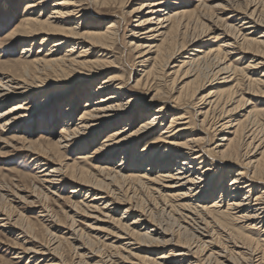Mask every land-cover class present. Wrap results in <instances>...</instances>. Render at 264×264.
<instances>
[{
  "label": "bare ground",
  "instance_id": "obj_1",
  "mask_svg": "<svg viewBox=\"0 0 264 264\" xmlns=\"http://www.w3.org/2000/svg\"><path fill=\"white\" fill-rule=\"evenodd\" d=\"M182 1L143 0L131 11L136 18L129 31L135 41L130 44L134 65L145 69L137 70L140 78L130 89H144L147 80L155 77L157 60L175 41L179 46L167 55L165 76L172 74L173 83L183 74L180 85L185 75L194 74L195 67L215 61L208 85L212 91L193 102L195 93L187 91L193 79L176 86L173 96L159 89L147 103L139 104L137 95L128 94L124 76L110 72L118 68L109 60L112 56L107 57L116 38V23H109L105 30L94 26L98 24L84 25L85 10L78 0H55L50 10V0H25L21 21L6 35V41L23 46L13 64L16 68L0 72V146L8 148L10 154L31 157L35 179L46 192L44 201H48V194L56 196L62 186L71 190L68 210H61L62 219L50 206H39L34 195L27 194L34 198L28 203V197L11 195L18 204L40 209L37 218L46 235L42 241L32 225H23L20 215L13 218L0 211V233L15 236L8 248L14 251L15 262L264 264V135L258 138L250 125L264 119V109L246 111L250 102L245 99L264 89V22L260 17L264 6L260 9L246 3L241 11L220 6L225 18L206 17L210 25L205 34L211 27L219 31L207 34V43L220 41L213 47L203 42L205 34L189 33L188 37L187 33L202 12L219 8L214 4L224 0H190L196 3L193 10L184 9ZM100 2V7L108 6L105 0ZM235 18L238 22L230 24ZM38 41L40 48L34 53ZM192 47L196 48L193 53L185 52ZM93 53L96 57L91 59ZM246 56H250L246 64L233 65L234 58L244 60ZM108 72L95 89L85 84ZM256 72H260L259 77L252 78ZM238 87H246V91L240 89L239 99L234 101L233 91ZM46 93L43 102L34 103ZM63 97L70 104L60 119L62 128L55 140L47 145L30 141L31 124L26 125L27 137L4 138L15 127L31 123L32 116L51 102L62 104ZM231 101L236 107L226 110ZM218 108L221 115L212 120L211 112ZM122 124L126 127L118 128ZM38 125V129L52 127ZM202 126L219 143L212 144L213 138ZM143 139L151 143L141 149L138 146ZM78 146L82 151L95 146L92 155L82 152L85 156L76 159L92 158L96 165L80 168L66 162L64 155ZM136 192L146 196L152 207L138 208L132 200ZM155 212L171 220L176 230L169 228L166 220L153 219ZM226 225L233 226V232L226 230ZM180 230L190 231L194 242L181 241L176 235ZM215 233L224 238L226 247L216 242ZM64 253L72 257L66 259Z\"/></svg>",
  "mask_w": 264,
  "mask_h": 264
},
{
  "label": "rangeland",
  "instance_id": "obj_2",
  "mask_svg": "<svg viewBox=\"0 0 264 264\" xmlns=\"http://www.w3.org/2000/svg\"><path fill=\"white\" fill-rule=\"evenodd\" d=\"M78 1H80V3L82 4V8L85 10V15L83 17L84 25H85V23H86V26L98 24V25H94V26H97L98 28L105 30V28L107 27V25L109 23H116L117 28L115 29V31L117 34H116V36H114L116 38H114L115 41L112 42L110 49H108L110 51V54L107 57L112 56L109 60L114 61L115 65H117V67H118L117 69H113L110 72L121 73L124 76V79L127 80V85H128V89H129L128 94L137 95L136 97H138V99H140L139 104L140 103H142V104L147 103L151 99L155 90H159V89H161V91H163V92H166L168 96H173V90L175 89L176 86L179 85V80H181L180 78L183 76V74H181L179 77V74H178L176 80L173 83H171L172 79L174 77L172 74L165 76V73L167 71L165 69V65L167 63V55H169L172 51H176L178 49V46H179L178 44H175V41L172 42V44H171L172 47H170V49L168 51H166L162 54L159 61L157 60V62H156L157 67L155 66L156 68L154 69V70H156L155 71L156 73L153 72V74H155V77H150L147 80V84L144 87V89H142V88L139 90H136L135 88H133L132 90L130 89V87H133V85L135 84V81L140 78L139 76H137V74H140L141 72L139 73L137 70H144L145 69V68L134 65L136 62L135 53L133 52V45L130 46V44L134 43L135 41L133 39H131V37H129V31L134 26V24H135L134 21L136 19L134 16H132L131 11L133 9L139 7L141 5V3H143V0H105L106 3L108 2L107 3L108 6H105V7L104 6L100 7L101 6L100 5L101 0H99V2H95V0H89L91 2V4L87 0H78ZM5 2H7L9 5L6 6ZM54 2H55V0H50V2L48 3V8H47L48 10H50V6ZM120 3H122V4H120ZM250 3L260 6V9H262V7L264 6V4H263L264 0H260V1H258V0H227V1H225L224 0L222 2L221 1L218 2V4H214V5H218L219 8L214 7V8H212V10L210 9L209 12H207L208 10H206L205 12H202L203 16L201 13L202 17L199 16L200 18L198 17L195 20V23H197V24H194V25L196 27L194 28L193 27L194 25L192 24L191 25L192 28H190L188 30L187 36L189 37L191 34H193L191 36H196L197 34H200L198 36H202L203 34H205L207 32L208 26L210 25L209 22L206 21V17H207V20H213L217 16L225 18L226 17L224 15L225 13H223L224 11L222 12V10H223L222 8H224V6H229L235 10L241 11L244 9V7L246 5H248ZM182 4H183L184 9H187V10H193L194 7L196 6V3H194L193 1L190 2V0L189 1L183 0ZM24 5H25V0H0V63H3L5 65L4 68L2 66H0V72H2L3 69L4 70L6 69L7 71H11V69H13L14 67L16 68V66H14L13 64L18 60V57L21 53V48H22L23 44H19V43H15V42L11 43V42L6 41V35H8L11 32V30L15 27L14 25H17L21 21L20 15L24 9ZM208 13H209V15H208ZM208 16H210V17L213 16L214 18L213 17L210 18ZM260 17H261V20L264 22V18H263L264 17V11L261 13ZM236 22H238V20L235 18V19H233L232 22H230V24H235ZM73 25H75V22ZM211 29L212 30H210L209 33H207L209 36L213 35V33H219V31H217V29H214V27H211ZM193 31H195V32H193ZM189 33H190V35H189ZM195 33H197V34L195 35ZM207 34H205L206 37H202L203 42L206 44L209 43V42L207 43V41H206L208 39ZM257 35H259V34H257ZM217 42L218 43H209L208 45L211 44V46L217 47V45L219 46L220 41L218 40ZM176 43H179V40ZM195 47H198V46H195ZM39 48L40 47H39V41H38L33 46V52L34 53L37 52V50ZM45 49H49V45L45 46L44 50ZM173 49H176V50H173ZM193 49H196V48H193V47L187 48L185 52L189 53V54L193 53L191 51ZM153 56L154 55H152V57ZM182 56H188V55H182ZM95 57H96V54L93 53L91 59H94ZM249 57L250 56H246V58L244 60H242V59L236 60V58H234V60H232L233 65L235 64V66L241 67L242 65H244L248 62ZM179 58H181V57H179ZM177 60H180V59H177ZM209 62L210 63L206 62L205 64H200L197 67H195L193 70L194 74L192 73L194 76L192 77V74L191 75L190 74L185 75L186 77H184V78H186V79H184V81H182L183 83L179 85V86H181V85L187 83L188 81L190 82L191 80L194 79L193 81H191L193 83L192 84L190 83V85H192V86H189L187 89L189 95H192L195 93L193 102H197L199 99L204 98L205 96H207L212 91V87L211 86L209 87L208 85H209L210 81L212 80V76L214 73V67L213 66L215 65V63H214L215 61H209ZM174 65H176V64L175 63L172 64L171 67H173ZM7 66H9V68H6ZM149 67H148V69H149ZM196 68H198V69H196ZM110 72L99 76L96 80H90V81L86 82L85 84H87V85L92 84V86L94 85L93 88L95 89V87H96L95 85L100 83L102 81V78H104ZM167 73H172V71H168ZM259 75H260V72H256V75L254 74V76H252V78H258ZM188 76H190V77H188ZM143 80H145V79H143ZM143 83H145V81ZM80 88L81 87H78V89H76L75 91L79 90ZM189 88H191V89H189ZM243 88L246 91V87H243ZM243 88L238 87L237 90L235 89L233 91L234 92L233 96H235L234 101L239 99L236 96H238L242 92L241 90H243ZM87 91L90 92L89 89L86 90V92ZM262 92H264V89L258 90L255 93L256 96H252V97H249L247 95L245 96L246 97L245 99H248L250 102V106L247 108L246 111H257L258 112V111L264 109V97L262 95L263 94ZM46 95H47V93L44 95H39L35 99L34 103L39 104V103L43 102L44 99L46 98ZM67 97L69 98V96H67ZM67 97H63L62 100H64V101H62L63 102L62 104L54 105V104H51L52 103L51 102L50 104H48L47 108L44 111H40V112H38L32 116L31 123L28 122V123H25L24 125H20L19 127L17 126L18 129L15 127V129H13V131L11 133L5 135L4 138L9 139L12 136H17V135H19L20 137L22 135L24 137H27L26 133L28 132V128H26V125L31 124V126L33 127L31 130V133L32 132L33 133L28 135V139H30V141L40 140V143H42L43 145H47V143L50 142L51 140L52 141L55 140L57 138V132L59 133L61 128H62L61 123H59V122H61L60 119H63L65 117L64 113L66 110V106H68L70 104L69 101L65 102ZM33 98L34 97H32L31 99H33ZM83 104L84 103L81 102V104L79 105L80 111H81V108L83 107ZM156 106L158 107L159 105H156ZM189 106H191V104ZM225 107H226V110H229V109L235 108L236 105L235 104L232 105V101H231V102L227 103L225 105ZM192 108H194V107H192ZM219 114L221 115L220 108L211 112V115L213 117L211 115H209V117L208 116L207 117L209 118V120L211 117L213 118V119L212 118L211 119L214 120L217 116H219ZM196 119H199V121H200L202 119V117H197ZM207 121H208V119H207ZM258 121H260V120H258ZM255 122L256 121L252 122L253 124L251 123L250 125L252 127H254L253 128L254 132L257 131L255 133V135L258 138H261L264 135V131H262V128L264 130V119H262V121L260 123L256 124ZM39 123L42 125L46 124V125L52 126V127L47 129V130L44 128L38 129ZM125 124L120 125L118 128H120V129L125 128L126 127ZM259 124H260V126H258ZM137 125H138V123L136 124V126ZM260 127H262V128H260ZM202 129H204L206 131V133L211 138H213V134L210 133V131L208 129H206V126H202ZM258 130H260V131H258ZM261 133H262V135H260ZM216 138H219V137H216ZM102 139L103 138L100 139L99 143L101 142ZM215 140L216 139L214 137L211 140V142H212V144L216 145L219 142H217ZM150 143H151V141L149 139H143L139 143L138 147H141V149H143L146 145H148ZM96 146H98V145H96ZM213 146H211L210 149L213 148ZM94 148H95V146H91L89 150L82 151L81 147L78 146L76 148L69 150L64 155L65 156L64 158H66V160H68V161H66V162H68V164H75L80 168H89L90 166L96 165V162L94 159L91 158L88 160H86V159H84V160L80 159L79 160L76 158L78 156H80V157L85 156V154H83L84 152H88V154L92 155ZM8 152H9L8 148H4L3 146H0V211H4L5 214L11 215L13 218L14 217L18 218V215H20L21 216L20 221L23 220V221H21V222H23V225H25V226H27L29 224L32 225V227L35 228V230H36L35 233L37 234L38 238L41 239L42 241H45L46 240L45 229L42 228V225H41V223H39V219L37 218L40 209L39 208L33 209L32 207H31V209H29L28 204H18L17 200L15 198H13V196L14 195L15 196L20 195V196L27 198L28 197L27 194L34 195L35 197H37L39 199V201L37 200V203L39 206H43V207H49L50 206L49 208H51V210L53 209L54 213L57 212L59 217L63 218V216L61 214V210L65 211V212L68 210L66 206L68 205V198H69L68 192L71 189L69 186H62V188L60 187L61 189L59 188V190H56V192H55L56 196L53 197V195L48 194V197H49L48 201H44L46 192H45V190L44 191L42 190V188L44 186H42V184L39 183L35 179L36 170L34 169L33 162L31 161V157L29 158V156L25 153H23V154H21V153L20 154H10ZM259 158H260V156H257L256 160ZM91 160H93V161H91ZM85 161H86V163H85ZM83 163L87 164V166H85V165L83 166ZM219 179H220V176L218 177V180ZM217 183H218V181H217ZM19 190H24L27 192L30 191V192L25 193L26 194V196H25V194L21 193ZM136 193H135L136 195H134L132 197L133 198L132 200L134 203H136L135 205L138 204L137 205V206H139L138 208L144 207L143 209H148V208L152 207L151 204L149 203L150 201H148V198L146 196L141 195L139 192H136ZM130 194L132 195V193H130ZM11 195H13V196H11ZM33 200H34V198L30 199L28 197L27 203L31 202ZM155 214L152 213L151 217L153 219L159 220L160 222L162 221V223H166V221H167V223H166L167 226L171 229L173 228L174 231L176 230V227L174 228L175 224L171 220H168V218L164 217L163 215L161 216L160 214H157L156 212H155ZM120 216H121V212L118 213V217H120ZM225 228H226V230L233 232V226L226 225ZM108 229H111V228H108ZM177 232H179L180 234L179 233L177 234ZM41 233L43 235H41ZM176 235L181 241L185 240L188 243H190V241H191V243L194 242V238H192V234L188 230L176 231ZM216 235H219V234L215 233V235H213L214 239L216 240V242H218V243L220 242L219 244H221V246L218 243H216V244H218L220 247H226V243L223 241L224 238L221 235H220L221 238H220V236H216ZM216 237L218 238V240ZM14 238H15V236L11 237L10 235H8L6 233H0V264H9V263L10 264H26L25 261H20V263H19V262H15V260L12 259L14 251H9L8 248H9V246H11L13 244ZM222 238H223V240H222ZM68 254L64 253V256L66 255L65 256L66 259H70V257H72L71 254H69V255ZM68 256H70V257H68Z\"/></svg>",
  "mask_w": 264,
  "mask_h": 264
}]
</instances>
